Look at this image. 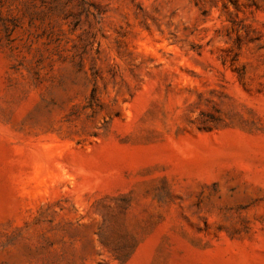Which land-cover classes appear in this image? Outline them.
Instances as JSON below:
<instances>
[{
	"label": "rangeland",
	"instance_id": "obj_1",
	"mask_svg": "<svg viewBox=\"0 0 264 264\" xmlns=\"http://www.w3.org/2000/svg\"><path fill=\"white\" fill-rule=\"evenodd\" d=\"M0 264H264V0H0Z\"/></svg>",
	"mask_w": 264,
	"mask_h": 264
}]
</instances>
